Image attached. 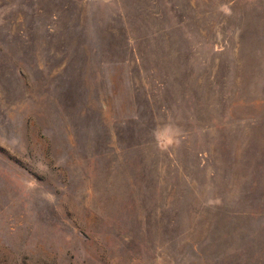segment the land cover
<instances>
[{
  "label": "rangeland",
  "instance_id": "374dc122",
  "mask_svg": "<svg viewBox=\"0 0 264 264\" xmlns=\"http://www.w3.org/2000/svg\"><path fill=\"white\" fill-rule=\"evenodd\" d=\"M0 264H264V0H0Z\"/></svg>",
  "mask_w": 264,
  "mask_h": 264
}]
</instances>
